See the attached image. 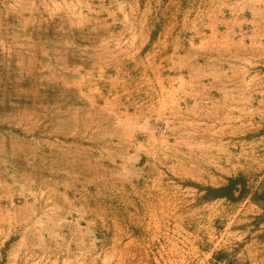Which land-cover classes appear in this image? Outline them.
<instances>
[{
  "label": "rangeland",
  "instance_id": "rangeland-1",
  "mask_svg": "<svg viewBox=\"0 0 264 264\" xmlns=\"http://www.w3.org/2000/svg\"><path fill=\"white\" fill-rule=\"evenodd\" d=\"M0 264H264V0H0Z\"/></svg>",
  "mask_w": 264,
  "mask_h": 264
},
{
  "label": "trees",
  "instance_id": "trees-1",
  "mask_svg": "<svg viewBox=\"0 0 264 264\" xmlns=\"http://www.w3.org/2000/svg\"><path fill=\"white\" fill-rule=\"evenodd\" d=\"M217 197H225L228 200H236L241 197L245 192V185L241 182L240 178H230L226 185L214 189ZM237 192V196L235 195Z\"/></svg>",
  "mask_w": 264,
  "mask_h": 264
}]
</instances>
